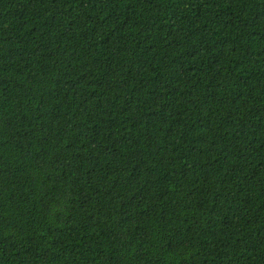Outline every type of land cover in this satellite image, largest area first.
I'll use <instances>...</instances> for the list:
<instances>
[{
  "label": "trees",
  "instance_id": "16d2710c",
  "mask_svg": "<svg viewBox=\"0 0 264 264\" xmlns=\"http://www.w3.org/2000/svg\"><path fill=\"white\" fill-rule=\"evenodd\" d=\"M0 264H264V0H0Z\"/></svg>",
  "mask_w": 264,
  "mask_h": 264
}]
</instances>
